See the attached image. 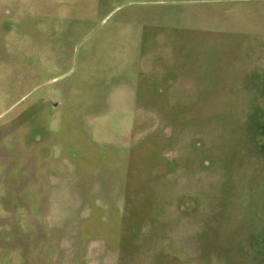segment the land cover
<instances>
[{"label": "rangeland", "instance_id": "rangeland-1", "mask_svg": "<svg viewBox=\"0 0 264 264\" xmlns=\"http://www.w3.org/2000/svg\"><path fill=\"white\" fill-rule=\"evenodd\" d=\"M0 264H264V0H0Z\"/></svg>", "mask_w": 264, "mask_h": 264}]
</instances>
